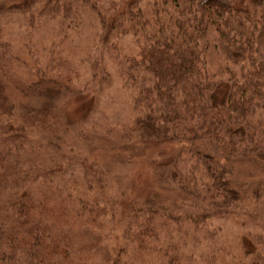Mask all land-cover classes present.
<instances>
[{
    "label": "trees",
    "instance_id": "1",
    "mask_svg": "<svg viewBox=\"0 0 264 264\" xmlns=\"http://www.w3.org/2000/svg\"><path fill=\"white\" fill-rule=\"evenodd\" d=\"M9 1L0 24L20 10L29 34L42 18H60L65 31L84 20L69 0ZM77 1L100 27L82 89L60 73L59 40L17 45L0 29V264H264V178L236 185L240 163L264 165V0ZM105 57L122 66L130 94L113 137L68 123L51 101L17 112L18 96L100 94L112 79ZM146 140L170 148L149 164L156 185L177 193L166 207L150 195L109 227L105 211L120 204L95 192L77 154ZM231 221L247 228L239 255L220 242L203 255L180 240L186 225L213 240Z\"/></svg>",
    "mask_w": 264,
    "mask_h": 264
},
{
    "label": "rangeland",
    "instance_id": "2",
    "mask_svg": "<svg viewBox=\"0 0 264 264\" xmlns=\"http://www.w3.org/2000/svg\"><path fill=\"white\" fill-rule=\"evenodd\" d=\"M25 0H16L11 3L13 8L20 7ZM72 5L78 4L80 12L84 15V20L75 29L62 30V21L60 18H42L36 23L33 32L29 34L30 28H26L23 23V14L21 11L16 12L17 17L2 18L0 29L1 35L13 44H20L23 40L45 44L48 46L51 41H58L55 54L59 62L57 66L60 73L65 78H69L70 84L76 89H82L86 81H88L89 54L96 44L100 27L97 18L89 9L83 8L79 1L69 0ZM101 8L107 9L115 4L118 0H95ZM21 3V4H19ZM25 22V21H24ZM111 64L108 57H105V63L111 73L110 84L103 89L100 94L92 96L79 94L73 97H65L60 93L49 92L40 94L35 97L23 99L18 96L15 99L16 110L21 113L23 108L27 106H37L44 101H51L56 111L67 120L70 124H82L90 133L97 135L104 134L110 130L108 137L114 136V132L118 131L129 117V89L124 84V74L122 66L116 63ZM88 132V133H89ZM105 136V135H104ZM128 144H117L112 147H104L100 145H83L84 154H77L81 158H85L88 162L90 170L95 174V192L98 191L99 196L103 198L119 202L120 209L106 212L103 221L109 227L121 226L126 219L129 210L132 207H142L148 202L152 195L157 203L161 206H168L172 203L176 190L160 187L155 183V177L151 170L150 164L157 163L167 158L170 148L163 147L154 140H146L138 144L136 141ZM166 152V155H165ZM57 160V156H54ZM70 160V159H69ZM64 159L61 166H68L71 161ZM75 169V166H69ZM71 168H67L64 176L71 177ZM76 172L74 171V174ZM73 176V175H72ZM77 176V175H76ZM264 178V165L251 158L250 161L242 162L237 167L236 185H245L241 189L248 190L253 187V183ZM113 184V186L111 185ZM111 185V191L108 188ZM247 203L250 205L249 210L253 207L250 198L247 196ZM117 200V201H116ZM108 211V210H107ZM253 212V211H252ZM264 215V207L260 208V213ZM258 214V215H259ZM244 221L245 219L242 218ZM248 221V220H247ZM246 221V222H247ZM248 223V222H247ZM189 231L181 233L180 240L187 244L190 248L196 249L203 255L211 253L213 244L219 246H227L239 255L238 244L242 242V236L249 238L246 234V227L236 225L234 221L226 223L225 229L217 234L215 239L206 238L199 232L198 235H191L190 226L186 225ZM180 235V234H178ZM221 238H220V236ZM196 236V239H195ZM234 236V237H233ZM198 239V240H197ZM226 241V242H225ZM225 242V243H224ZM221 246V245H220Z\"/></svg>",
    "mask_w": 264,
    "mask_h": 264
}]
</instances>
